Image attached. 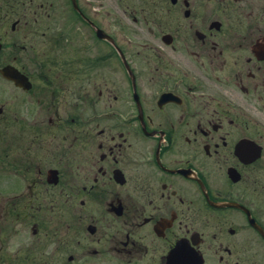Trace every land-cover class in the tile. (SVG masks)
Segmentation results:
<instances>
[{"label":"flooded vegetation","instance_id":"flooded-vegetation-1","mask_svg":"<svg viewBox=\"0 0 264 264\" xmlns=\"http://www.w3.org/2000/svg\"><path fill=\"white\" fill-rule=\"evenodd\" d=\"M0 264H264V0H0Z\"/></svg>","mask_w":264,"mask_h":264}]
</instances>
